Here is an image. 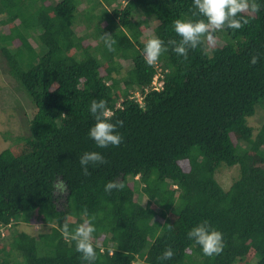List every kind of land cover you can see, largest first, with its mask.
I'll return each instance as SVG.
<instances>
[{"label":"trees","instance_id":"16d2710c","mask_svg":"<svg viewBox=\"0 0 264 264\" xmlns=\"http://www.w3.org/2000/svg\"><path fill=\"white\" fill-rule=\"evenodd\" d=\"M85 2L0 0V54L35 107L27 134L0 152V237L14 230L0 264H85L60 225L88 217L94 264H264V0H249L257 10L238 14L241 28L210 29L186 57L168 42L179 40L175 19L202 18L192 0ZM153 35L168 50L149 65L142 49ZM157 66L163 88L145 92ZM93 99L122 122L119 145L88 137ZM85 151L105 157L87 174ZM233 166L224 190L216 173ZM109 181L123 186L105 191ZM205 220L223 234L214 256L187 237ZM21 223L46 230H15ZM168 247L174 255L160 259Z\"/></svg>","mask_w":264,"mask_h":264},{"label":"clouds","instance_id":"9594fccd","mask_svg":"<svg viewBox=\"0 0 264 264\" xmlns=\"http://www.w3.org/2000/svg\"><path fill=\"white\" fill-rule=\"evenodd\" d=\"M192 3L196 9L193 15H199L202 18L196 20L175 19L172 22V28L179 40L168 42V44L173 45L172 51L182 57H186L190 49H195L203 36L211 39L210 29H239L243 26V18H237L238 14L250 7L252 10H257V6L254 3L250 5L249 0H192ZM243 22L246 23V21ZM105 44L109 50H113L115 41L109 38L105 40ZM167 50L168 45L160 37L153 35L144 44L142 52L146 58V63L151 65L156 63L161 54ZM255 62L256 58L252 57L251 63L254 64ZM160 74L162 76V73ZM158 81V83H161V88L155 91H160L163 88L162 77ZM150 88H146L145 92L149 91ZM131 98L142 105L143 96L139 92H136ZM88 111L92 115L94 123L89 127L87 135L94 144L98 148L119 145L122 136L116 129L117 125L122 124V122L116 121L113 123L111 121L110 117L113 116V113L107 108L106 101L93 99ZM104 160L105 157L98 151H85L79 158V164L82 171L87 174L90 164H102ZM122 186L109 181L105 185V191ZM85 216H87V213H85ZM94 219V217H88L71 229L68 223L60 225L62 236L75 242V250L80 253V258L85 264H94L97 259V251L93 243L95 239L93 234L97 230L96 225L93 223ZM187 237L200 247L205 256L217 255L222 252L224 247L222 232L215 229L206 220L191 227L187 232ZM173 255V249L168 247L164 250L160 259L168 260Z\"/></svg>","mask_w":264,"mask_h":264},{"label":"rangeland","instance_id":"374dc122","mask_svg":"<svg viewBox=\"0 0 264 264\" xmlns=\"http://www.w3.org/2000/svg\"><path fill=\"white\" fill-rule=\"evenodd\" d=\"M85 1L83 0L84 8L90 6ZM118 2L124 5V0H118ZM75 30L77 33L84 31V24L82 22H76ZM1 31L7 32V27L0 26ZM143 36L150 37V32L143 30ZM33 45L35 46V43ZM123 67L125 69L129 68V62H123ZM34 111V105L26 97L22 89L19 88L17 82L8 74V67L0 54V152L8 147L11 138L27 134L26 127ZM250 125L254 128L258 127L259 118L255 117L252 119ZM235 167L237 166L231 168L221 167V170L216 173V179L224 190L230 187L237 175L238 169ZM7 230L4 232L3 238L0 237V242L2 243H6L10 239V234L14 231L12 228ZM15 230L37 234L42 230H46V228L38 224L34 225L32 223L26 225L21 223L15 227ZM236 264L246 263L237 262ZM248 264H254V260Z\"/></svg>","mask_w":264,"mask_h":264},{"label":"built area","instance_id":"2783aa9c","mask_svg":"<svg viewBox=\"0 0 264 264\" xmlns=\"http://www.w3.org/2000/svg\"><path fill=\"white\" fill-rule=\"evenodd\" d=\"M156 69H157V72L155 76L153 77L150 90H159L161 88V83H158L159 82L158 79L162 77L160 74L161 70L158 66L156 67Z\"/></svg>","mask_w":264,"mask_h":264}]
</instances>
